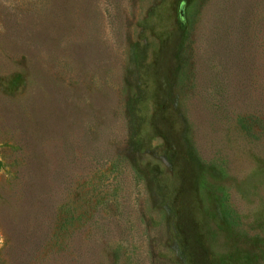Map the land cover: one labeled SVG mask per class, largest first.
<instances>
[{"label": "rangeland", "instance_id": "obj_1", "mask_svg": "<svg viewBox=\"0 0 264 264\" xmlns=\"http://www.w3.org/2000/svg\"><path fill=\"white\" fill-rule=\"evenodd\" d=\"M264 264V0H0V264Z\"/></svg>", "mask_w": 264, "mask_h": 264}, {"label": "trees", "instance_id": "obj_2", "mask_svg": "<svg viewBox=\"0 0 264 264\" xmlns=\"http://www.w3.org/2000/svg\"><path fill=\"white\" fill-rule=\"evenodd\" d=\"M9 264H17V263H9Z\"/></svg>", "mask_w": 264, "mask_h": 264}]
</instances>
